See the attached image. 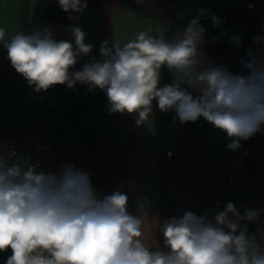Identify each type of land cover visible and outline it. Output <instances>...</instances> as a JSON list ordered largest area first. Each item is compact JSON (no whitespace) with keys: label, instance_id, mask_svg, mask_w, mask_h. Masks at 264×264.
Returning a JSON list of instances; mask_svg holds the SVG:
<instances>
[{"label":"clouds","instance_id":"9594fccd","mask_svg":"<svg viewBox=\"0 0 264 264\" xmlns=\"http://www.w3.org/2000/svg\"><path fill=\"white\" fill-rule=\"evenodd\" d=\"M58 4L77 14L88 6L87 0ZM208 12L199 10L183 34L170 40L162 29L156 35L139 32L123 46L106 40L100 47L103 59L93 58L76 72L70 68L93 50L80 27L70 28L74 44L57 41L53 30L44 28L15 34L5 47L11 66L37 93L55 85L73 89L77 83L90 92L99 88L110 112L135 114L137 125L148 121L155 100L160 111L176 113L174 122L202 117L227 134V147L235 151L264 128V50L247 51L240 61L243 74L208 61L201 51L205 29L200 23ZM211 19L220 23L215 15ZM4 37L0 28V41ZM231 42L238 46L241 37L232 36ZM254 42L264 37L257 35ZM164 66L174 81L161 87ZM127 205L128 196L120 191L101 199L89 174L72 164L62 165L56 175L36 164H9L0 154V251L12 252L6 264H264V250L241 223L256 221L258 210L245 209L242 215L228 202L211 220L207 213L187 211L163 221L164 249L152 250L143 239L144 218L129 213Z\"/></svg>","mask_w":264,"mask_h":264},{"label":"crops","instance_id":"0c3cea01","mask_svg":"<svg viewBox=\"0 0 264 264\" xmlns=\"http://www.w3.org/2000/svg\"><path fill=\"white\" fill-rule=\"evenodd\" d=\"M45 1L0 0V28L5 30L4 40L0 41V123L16 126L25 118L46 114L54 143L45 152L42 171L58 175L62 165L72 164L89 174L101 199L115 191L126 194L129 213L140 214L145 220L146 245L152 250L161 249L160 201L164 180L172 171V162L163 153L177 145L180 122L173 121L176 113L160 111L154 100L148 121L137 125L135 114L110 112L107 95L99 88L90 92L87 85L77 83L73 89L55 85L37 93L11 66L5 45L15 34L44 28H51L57 41L74 44L70 28L80 27L86 33L85 43L93 45V50L70 68V72H76L93 58L103 59L100 47L106 40L109 46L117 41L123 46L139 32L156 35L158 29L163 30L165 40L182 35L198 15L199 0H99L96 5L87 4L82 13H67L64 19L46 17ZM201 51L209 61L204 45ZM227 69L234 74L244 73L242 66ZM173 81V73L162 67L159 86ZM185 124L202 128L203 143L215 153L224 152L231 142L226 133L202 117ZM240 144V148L249 149L253 182L237 192L236 200L248 202L252 195H264V128ZM16 160L24 165L21 154ZM255 239L264 250L262 228L257 229ZM7 259L0 261L6 263Z\"/></svg>","mask_w":264,"mask_h":264},{"label":"built area","instance_id":"2783aa9c","mask_svg":"<svg viewBox=\"0 0 264 264\" xmlns=\"http://www.w3.org/2000/svg\"><path fill=\"white\" fill-rule=\"evenodd\" d=\"M244 11L246 19L239 20L245 26L244 43L231 44L216 52L208 53L209 61L229 67L241 66V59H247L249 49L253 54L264 50V42L255 43L254 37H264V0H248ZM215 15L220 23L214 25L211 16ZM207 19L213 27L228 25L226 14L211 10ZM54 143L46 114L25 118L21 124L10 126L0 123V154L8 158L9 164L18 163L16 156L22 155L23 168L36 164L42 171L46 150ZM158 156H161L157 152ZM163 156L172 162V171L163 183L160 201L159 244L163 250V221L172 217H182L191 211L205 215L211 220L223 211L228 202L243 215L245 209L259 211L254 222L242 221L249 229V236H256L258 228L264 230V195H252L248 202L236 200L241 189L252 186L253 174L250 168L249 149L230 150L215 153L203 143V129L194 124L177 126V145L167 149ZM229 217L232 214L229 213ZM0 264H6L0 261Z\"/></svg>","mask_w":264,"mask_h":264},{"label":"trees","instance_id":"16d2710c","mask_svg":"<svg viewBox=\"0 0 264 264\" xmlns=\"http://www.w3.org/2000/svg\"><path fill=\"white\" fill-rule=\"evenodd\" d=\"M99 0H87L88 5H96ZM248 0H199L198 1V14L199 10L206 9L215 10L219 13L226 14L228 17V25L225 27H213L210 25L207 16H200V23L205 29V43L204 48L208 53L216 52L228 45L234 44L231 42L232 36L241 37L242 45L244 43V30L245 26L240 25L241 18L246 19L244 11L245 2ZM208 12V13H209ZM43 14L46 17L53 19H64L67 13L62 11L58 0H46L43 8ZM213 37L216 38L215 42Z\"/></svg>","mask_w":264,"mask_h":264},{"label":"water","instance_id":"95a60500","mask_svg":"<svg viewBox=\"0 0 264 264\" xmlns=\"http://www.w3.org/2000/svg\"><path fill=\"white\" fill-rule=\"evenodd\" d=\"M11 255H12L11 249L0 251V260H6Z\"/></svg>","mask_w":264,"mask_h":264}]
</instances>
